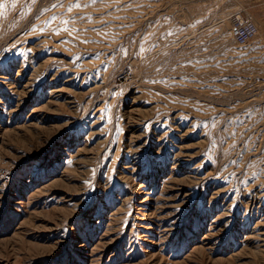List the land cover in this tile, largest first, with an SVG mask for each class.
<instances>
[{
  "label": "rangeland",
  "instance_id": "374dc122",
  "mask_svg": "<svg viewBox=\"0 0 264 264\" xmlns=\"http://www.w3.org/2000/svg\"><path fill=\"white\" fill-rule=\"evenodd\" d=\"M247 2L0 0V264H264Z\"/></svg>",
  "mask_w": 264,
  "mask_h": 264
},
{
  "label": "built area",
  "instance_id": "2783aa9c",
  "mask_svg": "<svg viewBox=\"0 0 264 264\" xmlns=\"http://www.w3.org/2000/svg\"><path fill=\"white\" fill-rule=\"evenodd\" d=\"M259 33L257 24L251 19L237 15L232 23V37L239 45H246L254 40Z\"/></svg>",
  "mask_w": 264,
  "mask_h": 264
},
{
  "label": "crops",
  "instance_id": "0c3cea01",
  "mask_svg": "<svg viewBox=\"0 0 264 264\" xmlns=\"http://www.w3.org/2000/svg\"><path fill=\"white\" fill-rule=\"evenodd\" d=\"M253 1L254 0H248L247 3H249V6L247 8H249V9H246V10H249L250 13L247 12L246 15L247 16L251 15L252 11H250L251 10L250 8L253 7L255 9V7H257V12H258L257 15L259 16V18L264 17V0H255L257 2L256 4H254ZM250 3H252L253 5H251ZM243 10H245V9L243 8ZM251 16H253V15H251Z\"/></svg>",
  "mask_w": 264,
  "mask_h": 264
},
{
  "label": "snow or ice",
  "instance_id": "6c2138e0",
  "mask_svg": "<svg viewBox=\"0 0 264 264\" xmlns=\"http://www.w3.org/2000/svg\"><path fill=\"white\" fill-rule=\"evenodd\" d=\"M92 2H93V3H95V2H96V0H92ZM77 6H79V5H77Z\"/></svg>",
  "mask_w": 264,
  "mask_h": 264
}]
</instances>
